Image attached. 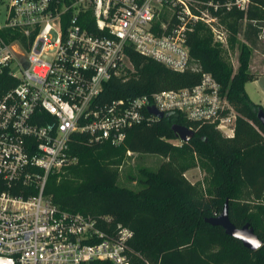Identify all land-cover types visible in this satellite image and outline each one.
Listing matches in <instances>:
<instances>
[{
    "label": "built area",
    "instance_id": "1",
    "mask_svg": "<svg viewBox=\"0 0 264 264\" xmlns=\"http://www.w3.org/2000/svg\"><path fill=\"white\" fill-rule=\"evenodd\" d=\"M249 2L0 0V83H8L0 91V264H129L131 230L108 214L59 207L44 191L47 177L76 162L72 133L118 144L127 127L158 118L149 105L232 136L237 112L191 62L187 38L201 24L225 46L223 14ZM258 39L264 45V26ZM126 44L172 70H199L198 80L102 100L103 84L132 69Z\"/></svg>",
    "mask_w": 264,
    "mask_h": 264
},
{
    "label": "trees",
    "instance_id": "2",
    "mask_svg": "<svg viewBox=\"0 0 264 264\" xmlns=\"http://www.w3.org/2000/svg\"><path fill=\"white\" fill-rule=\"evenodd\" d=\"M222 21L230 29L229 47L238 48L235 69L201 24L187 42L191 62L211 73L237 112L232 136L222 135L212 123L187 121L179 114L132 124L118 144L74 132L67 147L76 162L58 177L49 174L45 182V193L59 207L108 214L113 222L126 225L132 233L129 264H264V129L256 117L264 104L251 100L244 90V83L257 76L249 68V58L264 24V0H250L245 10L226 11ZM241 27L245 42L236 37ZM125 53L132 69L103 84L102 100L133 98L198 80L199 70H172L129 44ZM7 86L0 83V91ZM174 124L190 126L192 137L174 143ZM126 150L163 157L155 168L138 169L137 188L120 185L116 179L117 164ZM191 166L203 173L194 182L183 174ZM224 201L234 225L247 221L252 226L261 240L255 249L205 221L220 211Z\"/></svg>",
    "mask_w": 264,
    "mask_h": 264
},
{
    "label": "rangeland",
    "instance_id": "3",
    "mask_svg": "<svg viewBox=\"0 0 264 264\" xmlns=\"http://www.w3.org/2000/svg\"><path fill=\"white\" fill-rule=\"evenodd\" d=\"M4 18L3 13V5L0 3V23ZM264 26V24L262 25ZM242 28H240L239 32H236V37L238 41H243L242 37ZM262 43L260 40L256 41V44L252 46L250 58H249V65L257 72V76L259 77L257 81H246L244 83L245 90L247 94L250 96L251 99L259 102H263L264 98V49L262 47ZM223 49L224 56L228 63L231 65L232 69H235L237 65V52L238 48L235 44L233 47H229L227 43L225 46H221ZM261 72V73H260ZM264 110V109H263ZM174 143H179V140L174 139ZM163 160L162 156L157 154L145 153V154H132L126 155L124 154L123 159L120 163L117 164V175L116 179L120 185H125L131 188H137L138 185L136 183L137 180V173L140 167L146 168H155L157 164ZM184 176L190 181L194 182L199 180L202 177V171L196 167L191 166L187 168L183 172Z\"/></svg>",
    "mask_w": 264,
    "mask_h": 264
},
{
    "label": "water",
    "instance_id": "4",
    "mask_svg": "<svg viewBox=\"0 0 264 264\" xmlns=\"http://www.w3.org/2000/svg\"><path fill=\"white\" fill-rule=\"evenodd\" d=\"M147 110L157 117L162 116L161 112L157 111L151 105L147 106ZM256 117L264 129V110L262 108L257 110ZM171 128L180 141H187L193 135V131L184 125L174 124L171 126ZM205 221L210 224L221 226L226 234L240 240L241 244L246 248L255 249L261 242V240L253 231L252 226L247 221L239 226H236L229 220L225 201L223 202L220 211L214 216L205 218Z\"/></svg>",
    "mask_w": 264,
    "mask_h": 264
},
{
    "label": "crops",
    "instance_id": "5",
    "mask_svg": "<svg viewBox=\"0 0 264 264\" xmlns=\"http://www.w3.org/2000/svg\"><path fill=\"white\" fill-rule=\"evenodd\" d=\"M249 68H250V70H252V71H254L251 67H250V65H249ZM257 73V72H256ZM261 73V72H260ZM258 76H256V78L255 79H252V81H257L258 80ZM244 90H245V87H244ZM245 92H246V94H247V91L245 90ZM248 95V94H247ZM248 97L250 98V96L248 95ZM251 99V98H250ZM251 100H253V99H251ZM254 102H258V103H260V104H264V98H263V102L261 103V102H259V101H255V100H253Z\"/></svg>",
    "mask_w": 264,
    "mask_h": 264
}]
</instances>
